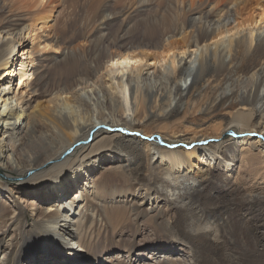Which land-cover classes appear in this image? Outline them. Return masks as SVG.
<instances>
[{"label":"bare ground","instance_id":"obj_1","mask_svg":"<svg viewBox=\"0 0 264 264\" xmlns=\"http://www.w3.org/2000/svg\"><path fill=\"white\" fill-rule=\"evenodd\" d=\"M51 1L0 0V175L20 181L0 178V264H83L87 241L101 255L97 238L138 222L142 245L157 244L134 263L264 264V142L251 135L264 137V10H248L253 0H170L182 20L153 41L111 42L108 28L59 35L55 18L46 40L62 55L74 57L78 35L91 46L70 82L57 58L47 78L45 41L26 43L49 25ZM153 136L214 143L167 149ZM53 249L63 258L47 257Z\"/></svg>","mask_w":264,"mask_h":264},{"label":"rangeland","instance_id":"obj_2","mask_svg":"<svg viewBox=\"0 0 264 264\" xmlns=\"http://www.w3.org/2000/svg\"><path fill=\"white\" fill-rule=\"evenodd\" d=\"M143 1H144L143 4H135V0H52L47 6H45V11H44V16L46 18L49 17V19L46 21V23L49 25L44 26V29L41 30H40L41 25L35 26L33 28L35 32H33L28 37V39L26 37V33L24 34V41H26L27 39L26 43L30 44L31 43L30 38L33 37L32 39L33 47H37L36 43L45 41L44 43L43 42L41 43V48L43 47V45L47 46V48H45V51L41 53L40 59L43 62L42 64L45 65V69L47 71V75H46L47 78L50 77L53 71V68L48 67L47 63L57 58L58 60H60L59 63H61V65L67 63H69L70 65L71 63L73 64V66L67 65L69 68H71L70 70L68 69V67H65L62 70V76H67L70 82L75 81L76 79L82 77L80 72L86 70L85 68L87 66L86 64L90 61V54L87 53V51L91 46L85 42L84 37L87 36L91 31H94L96 29L105 30L108 28L110 30L109 39L111 42L116 37L121 36L123 34L128 36L129 38L139 36L142 37L145 41L146 40L153 41L155 40L154 34L159 32V30L162 31L163 29L173 25V22L176 18L177 20H182L181 17L182 13L180 14L176 12L175 7L172 5V2L170 0H143ZM248 6H249L248 10H252V12L255 10L256 14L260 13L261 11L264 10V0H257V1L253 0L248 4ZM55 18H57V20H56V26L54 27L56 28L59 35L62 34L61 31H64L66 36H73V33L84 35L83 38H79L80 37L79 35L75 38L72 47L73 48L72 51L74 55L72 59L70 58L71 56L69 55V53L66 55H62L61 53L62 46L60 44L54 45L53 43L46 40V38L49 37L48 29L51 27V24H53L52 20ZM40 36L42 38L38 40L36 37H40ZM109 48L110 50L118 49L117 46H112V45L109 46ZM18 56H20V52L18 53ZM25 57L26 56H22L21 58L18 59V61L25 62L26 61ZM18 69L19 66H17L16 71ZM202 103L203 101L196 103L197 107L195 109L196 110L199 109L200 106H202ZM198 118H200V116L193 113L189 115L188 114L179 115L176 118H174V121L181 122L186 119L193 120ZM220 119H221V114H215L213 119L215 121L214 123H217ZM195 129L196 131H198L197 128ZM230 132L232 131H228L224 133L223 136L232 137L229 135ZM243 136L249 137L250 135L245 133L237 134V137H235V139ZM141 137L144 136L138 135L139 139H143ZM211 141L213 140H210V142L208 143H214ZM180 144L188 145V143H180ZM198 146L201 145H196L195 147ZM203 146L204 145H202L201 147ZM180 148L184 149L182 147ZM69 149L61 154L60 159H63L66 155L71 154L74 150V149L73 150H69ZM189 150H185V151H189ZM29 173L30 172H28V174ZM0 178L3 181L7 182L9 185H18L20 182L18 180L19 178H17L15 175L13 176L6 173L5 174L1 173ZM71 194L74 196V191H72ZM72 195L70 196L73 197ZM31 217L32 215H27L25 220H27L28 222L31 221L32 224L33 223L32 221L35 219V216H33V219H31ZM145 225L146 224L139 222L137 225L134 226L133 224L131 225L128 224L125 227L123 235L108 236V238H101V237L97 238V242H100L98 243L99 246H102L104 244L105 245L104 247L106 249L103 251H99L101 252V255L100 254L96 255L95 253L99 249L95 248L93 245L90 248L91 243L87 241L88 250H90L91 257L89 258V260H86L83 264H99L97 260L100 259V256L101 257L105 256V254H108L104 257L105 259L104 262L106 264H129V262L134 258L133 255H135L137 251L144 252L145 254L151 252L150 251L151 248H149V245H156L157 243L155 240L154 242H149L148 247L147 245H142L141 243L142 238L147 237L146 235L147 231L145 227H143ZM94 241H95L94 239L91 240V242ZM67 242H69L68 238H67ZM56 249L62 250V248H56ZM57 250L53 249L52 252H50L47 257H50V255H54L59 259H62L63 255L58 253L59 251ZM147 256L143 258L144 261L148 259ZM143 260L140 261L139 264H142L141 262H143ZM146 263L156 264L155 261H150V260H146ZM130 264H138V263H134L133 261H131ZM161 264H172V263L167 261H163V262L161 261ZM174 264H181V261L177 259V261H175Z\"/></svg>","mask_w":264,"mask_h":264}]
</instances>
